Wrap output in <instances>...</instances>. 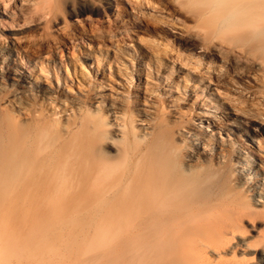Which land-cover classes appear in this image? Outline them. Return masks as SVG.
I'll return each mask as SVG.
<instances>
[{"label":"bare ground","instance_id":"bare-ground-1","mask_svg":"<svg viewBox=\"0 0 264 264\" xmlns=\"http://www.w3.org/2000/svg\"><path fill=\"white\" fill-rule=\"evenodd\" d=\"M142 4L147 9L150 5L151 12L142 10ZM99 9L104 12L103 19H92L90 14ZM24 12L34 14L31 18L40 28L35 37L12 33L13 27L25 23ZM154 18L170 25L190 18L203 24L211 35L231 34L243 43L238 51L243 62L254 65L257 73L253 74L264 80V0H0V79L13 77L26 87L32 84V78L11 66V57L4 53L15 51L32 62L42 53L79 39L102 45L112 39L122 41L132 26L144 31L140 24ZM205 44L213 58L223 54L222 44ZM234 51L230 46L224 55L235 64L242 58ZM155 60L159 61L158 57ZM238 66L232 71L243 85L230 80L231 85L235 92L246 93L248 80L242 79L246 73ZM214 67L204 65L199 71L204 74L201 85L215 90L216 95L227 76ZM163 85L176 87L167 77L157 87H149V97L163 90ZM7 88L0 86V93ZM209 91L205 96L212 106L214 95ZM162 92L158 95L170 90ZM18 93L0 97L18 112L13 114L0 102V198L8 190L14 191V201L33 199V190L43 193L34 206L35 224L25 234L18 228L19 218L16 229L8 224L11 219L8 223L1 222L6 217L0 219L1 255L22 264L38 259L48 242L47 233L56 223L46 198H65L71 189L84 195L90 178L94 234L89 239L92 242L83 246L84 252L93 256L88 261L79 259L82 262L78 264H246L241 261L244 255L237 257L236 249L241 254L252 250V243L242 235L243 219L264 216V162L254 158L249 146L220 136L225 124L220 116L203 111L189 120L168 114L164 111L167 105H151L145 101L152 99L132 96L106 102L98 97L101 100L93 101L92 109L87 107L83 113L80 108L73 113L71 105L68 108L61 102L59 107L51 101L48 104L57 108L49 105L31 112L20 104ZM160 103H165L164 98ZM47 110L62 113V120L47 119ZM226 134L230 136L229 131ZM255 143L262 150L261 143ZM28 199L26 204L31 201ZM79 223L84 227V219ZM260 242L257 249L262 253L257 260L264 264V239ZM230 254L232 258H227Z\"/></svg>","mask_w":264,"mask_h":264},{"label":"rangeland","instance_id":"rangeland-1","mask_svg":"<svg viewBox=\"0 0 264 264\" xmlns=\"http://www.w3.org/2000/svg\"><path fill=\"white\" fill-rule=\"evenodd\" d=\"M125 1L127 3H134L138 0ZM140 6L142 10H146L145 12H151L149 11V9H152L150 5H147V7H149L148 9L146 7L145 9L143 4ZM95 12L96 13L92 12L90 14L92 19H103L104 12H102L101 9ZM133 13L135 15L139 14L140 16V13L134 10ZM31 16H34L32 12H28V14L26 12L24 14L26 24L20 22L22 25L20 24L12 28V33H14L16 37L37 36L36 34L39 33L37 31H40V28L38 25H34L35 21ZM31 19L33 21H31ZM182 19L183 20H181V18L177 19V21L174 20V24L176 22L175 25L165 23L163 19H145V21L140 24V27H143L142 29L147 31L137 30L135 26H132V30L125 34L122 41H115L112 39L109 43H106L107 45H102L96 41L79 39L67 42L65 45H59L58 48L53 49V53H42L39 58H35L32 62H27V59L22 54H18L15 51L8 55L4 53V57H11V66H15L32 78V84H30V87H26L27 85H25V83H21L19 80L17 81L16 78L1 77L0 86L7 88L9 85V87L3 93H0V97H4L5 95L6 97H10L9 95L11 93L15 94L16 91L20 92L18 93L20 104L28 110L31 109V112L41 111L40 109L51 105L48 104L49 101H51L52 105H59V107L60 104L64 102L68 108L72 106L70 109H73V113H76L79 108L83 113L85 108L90 107L92 109V104L102 98H104V102H106L109 100H116L115 98L121 100L128 96H132L133 98L138 97V99L147 97L149 100L152 99V102H145L151 105L156 104L164 107L167 105L168 109L164 111L167 113H175L178 116L182 115L189 120H192L196 112L207 111L220 116L223 120L222 122L225 123L220 136L227 141H236L244 146H249V151H252L254 158L264 162V80L258 77V75H255L257 73V68L254 65L246 61L243 62L244 59L238 53L243 47V43L235 40L229 33L211 35L210 33H206V27H204L203 24L193 21V19L191 20L190 18ZM5 33H8V31L5 30ZM52 37L53 36H51V38ZM168 41H171L169 42L170 44L165 46ZM208 41H211L215 45L222 44V48L224 49L223 54L213 58L209 48H207L205 44ZM228 45L234 46L236 48V51H234L235 54L237 56L240 55L239 57L242 58H239L240 61L235 64L229 63L226 59L227 56L224 55L226 49L230 47H228ZM0 46H2L1 43ZM155 57H158L159 61L156 62ZM184 57L187 58L185 61L182 60ZM181 60L183 63H188L183 64ZM189 60L192 63L190 65ZM40 62H42V64H40ZM233 64L234 66L239 65L238 67H242L245 70L246 76L242 77V79L248 80L247 84L249 86L246 93L235 92L233 85H231L230 80H234L233 83L237 84V86L243 85V80H240V78L233 74ZM204 65L215 66L214 68H219L223 70V72L225 71L224 74L227 76L221 84L218 94L215 95V90H211L214 96L210 97H212L215 102L212 106H209L210 98L205 96L206 90H209L201 85V77L204 78V74H201L199 69ZM251 68L254 69V71H252ZM255 76L259 78L258 81L257 78L255 79ZM131 77L133 80H131ZM167 77L173 80L176 87H171L170 89L168 86L163 85V90H170L169 94L158 95L159 93H163V90H159L155 92H158L157 94L153 93L155 98L149 97L151 93L148 89L157 87L159 81H164ZM251 77L255 79V82ZM203 88L204 90H202ZM211 88L213 89V87ZM13 90L15 91L13 92ZM4 98L0 100V102H4V104L3 102L1 103L3 104L2 107H5L7 110L11 109L12 113L17 115L18 112L16 110L9 108L8 105L5 104ZM163 98L165 103L161 104L160 99ZM87 99L91 102L89 100L87 101ZM56 106L52 107L57 108ZM102 106V108H104V104ZM170 109L171 111H169ZM52 110H47V119L52 120L55 118L59 120L60 118V120H62V113L58 112V114H54ZM47 112L44 111V113ZM54 112H57V109ZM231 125H235L236 128L240 130V133ZM227 131L230 132V136H227ZM255 141L261 143L263 147L262 150L257 148ZM230 155L231 153L227 155V159L229 160ZM88 181L87 184L89 187L86 189L84 195L71 189V192L68 190L67 197L65 196V198H60L56 195L46 198L45 202L48 204L49 213L52 216L55 215L54 219H56V223L47 233V237H49L46 241L48 242H46V247L43 248L45 250H42V255L38 259L24 260L26 263L78 264L81 260L85 261L87 259L86 261H88L92 258L93 255L89 251L84 252L85 246H83L86 242L88 245L92 242V240L89 239H92L91 237L94 234V225H92L93 212H91L93 211V206L90 178H88ZM34 192L37 193L34 194ZM42 193L41 190H33V199L22 198L18 201H14V191H6L3 197L0 198V216L2 215L0 219L2 220L3 217H6L5 220L1 222L5 223L6 221L8 223L11 219L8 224L16 229V222H18L19 218L21 221L17 223L18 228L21 234H25L27 230H30L35 224L36 215L33 210L36 201L42 197ZM27 199L28 201L31 200L27 202L29 206L26 204ZM16 202H18L19 205L14 206ZM87 214L91 217L88 216L86 218ZM72 216H74V218ZM259 216L260 215L256 216L257 218L254 217V219H248V217L244 218L241 223L244 229H242V235L244 239L247 238L246 240L252 243L251 249L254 250H244L249 257L251 256L253 258L251 259V257L249 258L246 254H241L239 248L236 249V253L238 254L237 257H241L242 259L244 255V260H239L246 262V264H258L257 259L262 253L259 249L261 246L260 240L264 239V216ZM72 219H76V221H72ZM81 219H84V227H81L79 223ZM91 226L93 229H91ZM73 237L76 239L75 241ZM0 241L3 242V239L1 238ZM88 241H90V243H88ZM257 241L260 245L257 244ZM2 242H0L1 247L4 244ZM254 242L256 243L254 244ZM87 244L86 246H88ZM2 253L3 251L1 249L0 255ZM84 255L88 256L89 259ZM231 255L232 254L226 257L232 258ZM8 256H3L4 258L7 257L5 259L6 261L3 257H0V259L3 258L0 260V264H22L21 260L19 261L14 259V257Z\"/></svg>","mask_w":264,"mask_h":264}]
</instances>
